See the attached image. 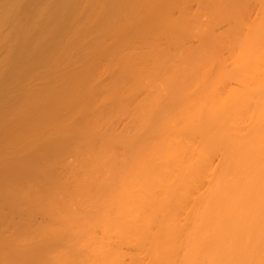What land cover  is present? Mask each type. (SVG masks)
<instances>
[{
    "label": "bare ground",
    "instance_id": "6f19581e",
    "mask_svg": "<svg viewBox=\"0 0 264 264\" xmlns=\"http://www.w3.org/2000/svg\"><path fill=\"white\" fill-rule=\"evenodd\" d=\"M0 264H264V0H0Z\"/></svg>",
    "mask_w": 264,
    "mask_h": 264
}]
</instances>
